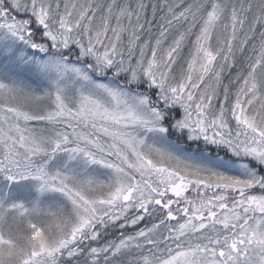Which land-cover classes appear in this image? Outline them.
Returning <instances> with one entry per match:
<instances>
[{"label": "snow or ice", "instance_id": "6c2138e0", "mask_svg": "<svg viewBox=\"0 0 264 264\" xmlns=\"http://www.w3.org/2000/svg\"><path fill=\"white\" fill-rule=\"evenodd\" d=\"M0 264H264V0H0Z\"/></svg>", "mask_w": 264, "mask_h": 264}]
</instances>
